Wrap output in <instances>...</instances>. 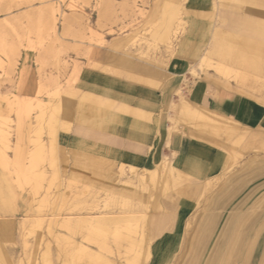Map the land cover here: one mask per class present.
Masks as SVG:
<instances>
[{
    "label": "rangeland",
    "instance_id": "obj_1",
    "mask_svg": "<svg viewBox=\"0 0 264 264\" xmlns=\"http://www.w3.org/2000/svg\"><path fill=\"white\" fill-rule=\"evenodd\" d=\"M169 2L172 4L169 7L170 13L166 8ZM185 2L186 0H0V117H6L5 121L0 118V131H3L0 132V160L4 158L7 163L5 168L1 163L3 160L0 161V172L6 179L1 184V190L4 193L11 191L12 196L10 210L0 208V222L12 221L8 235L0 238V250L7 255L10 264H44L42 260L46 243L49 246L48 264H84L82 258L71 257L78 254L74 245L82 241L91 249L96 250L97 246L94 242L85 241L90 225L79 221V218L103 215L111 217L126 213L139 218L137 225L132 227L130 237H124L119 250H116L112 237L107 235L104 242L109 249L102 250L101 253L109 259L110 264H149L150 247L155 240L150 236L153 222L149 223V219L168 212L163 204L164 201L167 202V196L172 195L177 199L184 196L188 186L192 184L189 178L184 177L180 183L178 179L177 184L170 189L161 185V182L155 185L148 178L149 172L146 170H136L133 173L122 166L121 175H128L126 177L130 178L127 182L136 187L135 194L127 195L120 187V180H125V177L119 179L120 167H104L106 171L103 170L96 177L87 173L31 171L45 162L44 145L39 138L32 142L34 148L39 144L42 146L41 159L35 162L33 168L31 160L36 148L31 153L33 155L26 168L21 166L16 156L10 159L9 153H17L12 142L16 127L12 118L21 122L29 121L31 116H35L34 134L37 136L43 133V123L47 119L45 128L48 136L53 138L57 118L63 112V107L60 103L53 104L52 99H60L63 93L73 94V84L82 67L126 78L124 74L118 75L114 71L116 62L123 58L122 54H130L132 61L150 63L160 70L165 69L171 58L183 57L182 52L185 54L187 50L183 45L184 39L196 28V24H193L183 37L186 27L184 16L191 13L185 11ZM150 6L152 8L147 12ZM40 8L49 12L45 16V22L40 21L37 15ZM220 8L218 7L216 19V5H213V11L195 13L194 16L212 18L214 27L219 23ZM52 9L55 10L54 16L57 19L55 33L48 21ZM249 9L251 11H247ZM244 12L257 19L255 13H264V8L251 7ZM166 17L171 20L168 28H164ZM111 39H116L112 46ZM206 46L205 44L198 51L190 67L189 74L193 79L203 78L202 72L208 70L225 80L246 85L245 95L264 105V74L248 77L234 65L224 68L222 65L228 64L212 60L206 55ZM105 49L108 52L106 56L103 52ZM150 51L161 54L150 58L147 54ZM135 55L147 60L142 62ZM201 56L206 64L198 61ZM29 61H32V67L27 66ZM214 66L226 69L228 76L219 74ZM68 69H71L72 78L67 81L64 90L60 75L62 70ZM198 70L201 73L197 76ZM33 73L38 78L35 98H22ZM52 73H56L54 78ZM43 95L49 98L47 103L37 100ZM194 107L207 112L196 105ZM205 117L208 121H200L196 116L192 117V121L180 115L174 119L173 128L179 122H188L194 128L203 127L211 130L215 136L220 135V119L209 115ZM214 122L216 125L213 127ZM228 125L224 128L227 132L230 130L226 142L234 157L233 162L221 177L195 187L197 195L201 197L187 222L183 243L170 264H232L227 253L222 256L223 248L240 231L244 234L243 251L248 256L244 264H264V154H254L243 165L237 164V160L243 159V156L236 153L237 147L247 144L248 138L245 142V139L238 142L234 139L237 129ZM17 127L20 129L23 125L18 124ZM242 129L246 131L245 137H248L249 128L246 126ZM50 168L53 169L52 164ZM259 174L261 181L251 180ZM139 176L145 177L147 188L140 185ZM36 185L39 186L38 189ZM243 185L246 187H242ZM35 191L36 195L33 194ZM3 196L0 195V203L4 201ZM223 197L226 198L225 202L221 199ZM22 221L26 222L25 225H21ZM34 222L40 224V228H35V234L31 233L36 224ZM72 222L79 223V228L69 229ZM48 230L51 235L47 234ZM143 235L148 243V252L142 256L140 251L143 250ZM170 240L168 238L162 248L169 247L166 245Z\"/></svg>",
    "mask_w": 264,
    "mask_h": 264
},
{
    "label": "crops",
    "instance_id": "obj_2",
    "mask_svg": "<svg viewBox=\"0 0 264 264\" xmlns=\"http://www.w3.org/2000/svg\"><path fill=\"white\" fill-rule=\"evenodd\" d=\"M213 5H216L215 19L218 7H221L219 23L214 27L212 18L194 16L195 13L213 11ZM171 6L170 2L166 5L169 13ZM251 7L264 8V0H186L185 11L191 13L184 16L186 27L183 37L193 24H196V28L184 39L183 45L187 48L185 54L182 52L184 56L171 58L163 70L150 63L132 61L138 68L155 74L156 85L151 86L145 82L142 84L131 79L129 81L128 78L103 73L98 69L82 67L73 84V94L63 93L60 99H52L53 104L60 103L63 107V112L57 118L53 138L48 136L45 128L47 119L43 123V133L37 136L34 134L35 116H31L29 121L21 122L12 118L16 125L12 142L17 153H9V158L16 156L21 166L26 168L34 151L32 142L39 138L44 145L43 156L46 158L36 170L31 171L87 173L96 177L103 170L106 171L104 167L124 166L126 169L133 167L143 171L152 170L163 161H168L179 176L178 183L184 177L189 178L192 183L180 199L167 196V202H163L167 213L149 219V223L156 221L158 224L156 229H150V236L155 240L150 247L149 264H170L183 243L187 222L201 197L197 195L195 187L221 177L233 162L234 157L226 142L230 130L227 132L224 126L229 124L234 130L237 129L234 139L238 142L243 139L245 142L248 138L247 144L235 149L238 155L243 156V159L237 160V164L243 165L254 154H264V105L245 95L247 86L225 80L208 70L202 72L201 79L194 80L189 74L193 60L205 44L206 55L212 60L228 64H220L224 68L234 65L248 77L264 74V69L250 68L255 62L264 66V13L256 12L257 19L245 15V9ZM151 8L152 6L146 11L149 12ZM170 21L166 17L164 28H168ZM115 40H110V46ZM158 46L159 49L162 48L160 43ZM176 48L179 49L178 46ZM103 52L105 56L108 54L106 49ZM147 54L152 58L156 55L158 57L161 52L156 54L150 51ZM123 56L122 54L121 57ZM138 57L136 56L137 59ZM125 59L129 60L130 54ZM119 60L114 71L121 75L123 73L118 72V68L122 66ZM139 60L145 62L147 59ZM29 62L27 66L32 67V61ZM196 73L198 76L201 72L198 70ZM55 76L56 73H52V77ZM60 78L62 89L65 90L67 81L72 78L71 69L62 70ZM37 80L34 73L29 77V85L24 89L22 98H35ZM178 91L187 103L206 110L210 117L220 119V135L215 136L209 129L194 128L188 122H179L170 129L171 106L179 102ZM37 100L47 103L49 98L43 95ZM18 124L23 127L19 129ZM246 126L249 128L248 137H245L246 131L242 129ZM4 176L0 172V195H4L0 208L8 210L12 206V196L11 191L4 193L1 190L2 182L6 181ZM118 176L119 179L125 177L120 183L127 182L130 178L120 173ZM259 176L260 174L251 180L261 181ZM221 199L225 202L226 198ZM11 226V220L0 222L1 238L8 235ZM168 238L171 240L166 247H169L164 249L162 246Z\"/></svg>",
    "mask_w": 264,
    "mask_h": 264
},
{
    "label": "bare ground",
    "instance_id": "obj_3",
    "mask_svg": "<svg viewBox=\"0 0 264 264\" xmlns=\"http://www.w3.org/2000/svg\"><path fill=\"white\" fill-rule=\"evenodd\" d=\"M53 9L50 12L51 16H50V19L48 21H49L50 25L52 26V30H53L52 32L55 33V25H56V20L57 19L54 16V11L55 10H53ZM37 13H38L37 15L39 17V20L42 21V22H45L44 21V19H46L45 16L47 14H49V12L46 13V12H44V10H41V8H40V10H38ZM47 18H49V16H47ZM123 57H126V56H123ZM200 62H203V63L206 62L205 59H204V57H201L200 58ZM119 63H121L122 66L120 68H118V72L121 71L126 76V78H128L129 80L131 79V80H135V81H140V82H142V84H143V82H145V84L148 83L151 86L156 85V80H155L156 75L153 74V73H151L150 71H146L145 69L138 68V66H136L135 64H133L132 58H130L129 60H126L125 58H123V59L119 60ZM243 63H245V62H243ZM250 68L257 69V70H263L264 69V66L262 64H260L259 62H255V63H252V65L250 66ZM214 69L216 71H218L219 74H223L224 76H228V71L226 69L221 68L220 66H216ZM191 71L193 72L194 70H191ZM177 95L179 97V102H177L176 104H173L171 106L172 116L169 118V120H170V123H172V124H170L172 126H171L170 129H173V121H174V119L177 118V117H179L180 115H182L184 117H187L189 119H191L192 117L196 116L197 118L200 119V121L201 120L208 121L207 120V117H205V116H208L209 115V114L206 115L207 112H201V111L197 110L194 107V105L192 106L189 103H187V101L181 96V94L179 93V91H178ZM42 115L44 116V114H41V116ZM0 118L5 121V118H3V117H0ZM214 118H216V117H214ZM177 121H179V120H177ZM39 125L40 124H38V126ZM213 125H216L215 122L212 124V126ZM228 126H230V125H228ZM218 128H220V127L218 126ZM0 132H3V131H0ZM0 137H1V135H0ZM1 139H3V136H2ZM35 148H36V153H35V155L33 156L32 160H31L32 161L31 165L33 164L32 165V168L34 167V164L36 165L35 162L40 161V159H41L42 146L39 144ZM1 160H3V162H1L4 165L3 167L6 168L7 167V163H6L5 159L3 158ZM122 169L123 168L121 166L120 169H119L120 172H118V174L119 173L122 174ZM129 169H130V172H133V173L137 170V168H133V167H130ZM146 171L149 172V173L147 172L148 175H149L148 178H150L151 180H153V183L155 185L161 182L162 183L161 185H165L167 188L170 187V189H171V187L174 186V184L175 185L177 184V180L179 179V176L177 175L175 169L170 165V163L168 161H163L162 163H160L159 165H157L152 170H146ZM40 177H38V178L40 179ZM139 177H140L139 178L140 179V185L146 186L148 183L147 184L145 183V181H144L145 180V177L144 176H139ZM148 182H149V180H148ZM35 187L38 189L39 186L36 185ZM120 187H121V189H123V191H124L125 194H127V193H131V195H132V193L135 194L136 187L134 185H132L130 182H121L120 183ZM146 188H147V186H146ZM33 194L36 195L37 192L35 191ZM79 221L87 222L90 225L89 226V230H88V234L86 235V240L85 241L88 242V243L94 242L96 244V246H97V249L96 250L91 249L90 246L88 244H86L85 242L78 241L74 245V247H75L74 249H76V252H78V254L77 255L76 254L71 255V257L73 259L75 257H77V259L78 258H82L81 260H83V263L84 264H110L109 259L107 257H105L101 253L102 250L105 251V249L106 250L109 249L107 247V245L105 244V242H104L105 237L107 235H110L112 237V239H113L112 240L113 243L116 246V250H119L120 244L124 240V237H130V234L132 233V227L134 225H137L136 223L139 221V218H137L135 215H130L129 213H126V214H123V215L119 214L117 216H111V217H108V216H105V215H103V216H88V217H82V218H79ZM22 223H23V225H25L26 222H23L22 221ZM34 223H36V222H34ZM111 225H112V227H109ZM157 225L158 224L156 223V221L154 223H152V229L153 230L156 229L157 228ZM78 226H80L79 223L72 222V224L70 226H68V228L75 230V229H78L79 228ZM33 228H34V230L31 229V233H34L35 234V228L36 229L37 228H40V224H38V223L34 224ZM109 230H111L110 233H109ZM122 230H124L125 233ZM47 234L48 235H51L50 232H49V230H48ZM243 237H244V234H241V231L239 233L237 232V234L235 235V238L231 241V243L230 244H226V246L223 248L224 249V252L222 253L223 254L222 256H224V254L227 253V256L228 257L230 256L229 261L232 264H244L245 261H246L245 258L248 257V256H245L244 251H243ZM40 241H41V236H40ZM141 243L143 245V250L140 251V254L143 256L145 253L148 252V246H147L148 243L146 242L145 235L142 236ZM48 247L49 246L46 243L45 244V252H44V256H43V260H42L44 264H48V261H49L47 259V257H48V254H47ZM154 252L157 255L159 254L157 251H154ZM1 263L10 264L9 261H8V258L6 257V255L0 250V264Z\"/></svg>",
    "mask_w": 264,
    "mask_h": 264
}]
</instances>
